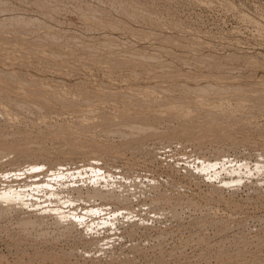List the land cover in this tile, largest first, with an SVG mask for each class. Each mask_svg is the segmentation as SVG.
Wrapping results in <instances>:
<instances>
[{"label":"rangeland","instance_id":"obj_1","mask_svg":"<svg viewBox=\"0 0 264 264\" xmlns=\"http://www.w3.org/2000/svg\"><path fill=\"white\" fill-rule=\"evenodd\" d=\"M0 264H264V0H0Z\"/></svg>","mask_w":264,"mask_h":264},{"label":"bare ground","instance_id":"obj_2","mask_svg":"<svg viewBox=\"0 0 264 264\" xmlns=\"http://www.w3.org/2000/svg\"><path fill=\"white\" fill-rule=\"evenodd\" d=\"M39 108V107H38ZM2 114V113H1Z\"/></svg>","mask_w":264,"mask_h":264}]
</instances>
